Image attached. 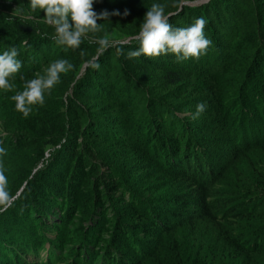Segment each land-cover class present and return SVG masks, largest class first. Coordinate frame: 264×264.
<instances>
[{"label":"trees","instance_id":"trees-1","mask_svg":"<svg viewBox=\"0 0 264 264\" xmlns=\"http://www.w3.org/2000/svg\"><path fill=\"white\" fill-rule=\"evenodd\" d=\"M184 1L194 0H94L109 19L72 49L55 42L30 0H0V54L16 47L23 64L14 90L0 95V115H11L0 147L14 151L0 164L12 197L24 186L2 227L23 221L25 231L35 229L20 241L1 228L0 264H264V0ZM153 4L173 28L203 17L207 53L179 62L173 54L129 59L139 43L122 40L139 33ZM56 59L73 68L25 117L11 96ZM199 103L205 111L193 119ZM42 160L48 163L34 174ZM158 176L167 178L175 208L161 207L163 192L152 185ZM24 191L34 198L26 193L22 201ZM35 200L44 207L37 213ZM71 213L87 230L76 245L63 229ZM51 214L61 222L51 225ZM40 223L55 235L48 249ZM179 228L191 236L190 253L173 236Z\"/></svg>","mask_w":264,"mask_h":264},{"label":"clouds","instance_id":"clouds-1","mask_svg":"<svg viewBox=\"0 0 264 264\" xmlns=\"http://www.w3.org/2000/svg\"><path fill=\"white\" fill-rule=\"evenodd\" d=\"M31 10H42L46 23L55 29L54 40L58 45L76 49L89 33L101 30L98 20L109 19L110 13L103 11L97 13L94 10V0H30ZM119 14V13H115ZM127 15V11L124 13ZM13 17L23 18L22 14L13 11ZM207 21L203 17L196 18L188 27H176L169 23V17L165 15L164 8L160 4H153L146 12L140 31L135 37L139 47L130 51L128 58H138L145 55L156 58L161 55L173 54L177 61L190 58L199 59L207 53L212 41L205 35L204 29ZM106 45V41H97ZM122 54V53H121ZM19 52L16 47L0 54V89L4 91L14 90L11 80L19 73L23 64L18 59ZM99 67V65H95ZM73 65L67 59H56L43 70V74L37 73L35 78L27 80L23 91L11 96L18 112L28 117L31 106L43 105L45 92L51 90L60 82V74L67 73ZM23 79V77H21ZM206 105L199 103L193 119H197L204 111ZM5 149L0 147V155H4ZM13 201L11 193L7 190V177L2 164H0V211L5 210Z\"/></svg>","mask_w":264,"mask_h":264},{"label":"rangeland","instance_id":"rangeland-1","mask_svg":"<svg viewBox=\"0 0 264 264\" xmlns=\"http://www.w3.org/2000/svg\"><path fill=\"white\" fill-rule=\"evenodd\" d=\"M197 1V2H196ZM209 0H194V1H184L182 2L183 5H199L200 3H204V2H207ZM137 35H134V36H129V37H126L124 40H122V42H127L129 40H131V38H134L136 37ZM121 42V41H120ZM115 43H119V42H110V44L114 45ZM57 47L55 46L53 49H56ZM104 49L105 48H100L96 53L92 54L91 57L93 58L92 61L88 60L86 61V63L84 64V67L83 69H81L80 73H79V76L82 75V73L84 72H87V67L88 65L92 64L93 62H95L101 55L102 52H104ZM95 59V60H94ZM94 60V61H93ZM61 75H63L61 73ZM73 86V85H72ZM2 90L3 89H0V95L2 94ZM72 89H70V94H72ZM69 93V91H68ZM5 97V96H4ZM4 97L2 98L0 96V100H1V105L4 101ZM7 111V110H6ZM9 112H11L10 110H8ZM7 114L6 115H0V138L4 135V132H6L5 128H4V125L7 124L10 120H11V115L9 113H5ZM16 114V113H15ZM13 114V115H15ZM185 115V114H184ZM186 115L188 116H192V112H188L186 113ZM258 125H262V122L258 121ZM264 125V124H263ZM256 130V129H255ZM255 130H253L252 132L254 133ZM260 133H262L260 131ZM205 140H209L211 138H214V134H210V135H205L204 136ZM221 137H218V139H220ZM205 145L208 147H212L215 149H218L219 146H215L213 143H209L206 141ZM59 147V145L57 146ZM51 150H54V148H51L50 151L48 153H46L45 155V158H48L50 157L51 155ZM14 151H6V156H9L13 153ZM18 154V153H16ZM16 154L14 153V155L16 156ZM15 156H12V157H15ZM9 164H13V165H16L17 162H13L12 160H8L7 161ZM48 163V160H45V161H41L39 162V164L37 165V167L33 170L34 171V174L38 171L39 173V170L44 168V166ZM21 165V164H20ZM4 172H5V176L7 177V190H9V186H11L9 184V176H8V173L9 171L5 170L4 169ZM157 181L156 183L152 184L153 187H155V189H158L159 191L162 190V194L161 195H157L156 197H160V205L162 208H165L166 210H170L171 208H175V206L173 205L172 203V200L169 199L170 198V192H171V189L170 191H168V185L167 183L169 182H166L167 178L163 177H157ZM36 181L40 182L42 181V178L39 177V175L36 177ZM24 187V186H23ZM23 187L21 188H18L16 191H15V194L13 195V203H11L5 210L3 211H0V231H1V228H4V230L6 231V233L10 234L15 232V235H16V238L18 240H28V238L35 233V229H32V231H25L23 227H25V224L23 225V221L21 223L19 222H10V224L12 225V230L10 231L7 227L8 226H3L2 227V224L4 223V221L8 218V216L13 213V211H17V207H18V204L20 203L19 199L21 197V193H22V189ZM218 187H221V185H218ZM229 192V195L231 194L230 193V189L228 190ZM26 191L23 192V196L25 197V199H23L22 201L26 200V195L29 194L27 193ZM159 193V192H158ZM32 198H34L33 196H35V193L32 192L29 194ZM167 197V198H166ZM166 198V199H165ZM35 202H38L36 204V206L33 208V210L35 211V213H37L38 211H42L44 209V207L41 206V204H39L40 200H35ZM241 202H245L247 203L246 201H241ZM16 203V204H15ZM23 220V219H22ZM61 216L59 215V217H53L52 214L49 216V220L48 222L52 225L55 223V221H58V222H61ZM82 217L78 216L77 215H74V213H71L69 215V217H65L64 221H63V224H64V231L67 233V237H68V244H72V245H76L80 242H82V237L84 235V233L87 231L86 229H81L80 228V225L82 224ZM173 222H177L178 219H176V217H174L172 219ZM40 226L41 228H43L42 232L45 236V242H46V246H47V249L49 248V246L53 243L52 240L55 239V235H54V232L53 231H50V225H49V229L47 228H44V224L40 223ZM176 239H178L182 244L183 246L185 247L186 251L188 253L192 252V249L194 250V244L192 242V239H191V236L189 235L187 229H184V228H179L177 230V232L173 235ZM40 258L41 259H45L47 257V251H41V254H40ZM25 259L28 260L29 262H33L36 258L35 256H33L32 254H25Z\"/></svg>","mask_w":264,"mask_h":264},{"label":"water","instance_id":"water-1","mask_svg":"<svg viewBox=\"0 0 264 264\" xmlns=\"http://www.w3.org/2000/svg\"><path fill=\"white\" fill-rule=\"evenodd\" d=\"M203 1V0H202ZM197 2V1H196Z\"/></svg>","mask_w":264,"mask_h":264}]
</instances>
